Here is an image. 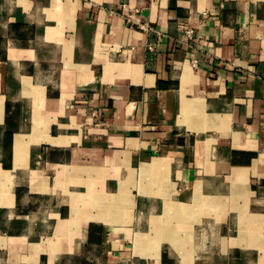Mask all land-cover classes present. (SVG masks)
<instances>
[{
    "label": "crops",
    "instance_id": "obj_1",
    "mask_svg": "<svg viewBox=\"0 0 264 264\" xmlns=\"http://www.w3.org/2000/svg\"><path fill=\"white\" fill-rule=\"evenodd\" d=\"M0 264H264V0H0Z\"/></svg>",
    "mask_w": 264,
    "mask_h": 264
},
{
    "label": "built area",
    "instance_id": "obj_2",
    "mask_svg": "<svg viewBox=\"0 0 264 264\" xmlns=\"http://www.w3.org/2000/svg\"><path fill=\"white\" fill-rule=\"evenodd\" d=\"M184 32H185V35H186L187 37H189V38H191L192 35H193V29H192V28H186V29L184 30ZM149 47L151 48V46H149Z\"/></svg>",
    "mask_w": 264,
    "mask_h": 264
}]
</instances>
